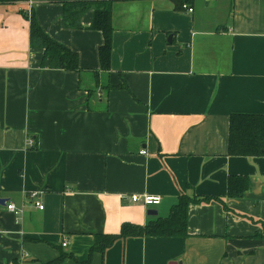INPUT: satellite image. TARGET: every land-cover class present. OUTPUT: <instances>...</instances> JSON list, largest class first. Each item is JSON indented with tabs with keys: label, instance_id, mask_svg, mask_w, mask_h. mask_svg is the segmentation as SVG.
I'll list each match as a JSON object with an SVG mask.
<instances>
[{
	"label": "crops",
	"instance_id": "1",
	"mask_svg": "<svg viewBox=\"0 0 264 264\" xmlns=\"http://www.w3.org/2000/svg\"><path fill=\"white\" fill-rule=\"evenodd\" d=\"M180 2L114 1L108 72L94 9L75 29L63 4H0V264H86L97 237L166 218L183 195L213 199L189 206L186 237L121 238L90 264H264V157L229 154L231 116H264V0ZM33 11L80 71L44 64Z\"/></svg>",
	"mask_w": 264,
	"mask_h": 264
},
{
	"label": "trees",
	"instance_id": "2",
	"mask_svg": "<svg viewBox=\"0 0 264 264\" xmlns=\"http://www.w3.org/2000/svg\"><path fill=\"white\" fill-rule=\"evenodd\" d=\"M30 0H0V4L28 2ZM43 1V0H33ZM51 3H60L65 7L64 21L69 28H81L80 19L91 9L94 17L91 29L101 31L105 37V44L100 50L102 70H111L112 57V6L114 1H83V0H44ZM189 0H181L180 7L187 5ZM31 46L33 49L44 51V64L51 69L65 71H80V60L77 53L50 38L36 20L34 11L31 13L30 24ZM229 154L231 156L264 157V116L241 115L231 116ZM249 189V180L246 177L231 178L228 195L231 198H241ZM213 199L181 196L178 203L172 208L166 218H159L145 227L124 226L120 235H104L97 237L95 245L90 251V264L94 253L102 256L118 240L129 236L134 237H175L187 236L188 210L191 204L210 202ZM217 200V199H216ZM62 259V257H61ZM58 262V261H56ZM48 263V264H55Z\"/></svg>",
	"mask_w": 264,
	"mask_h": 264
},
{
	"label": "built area",
	"instance_id": "3",
	"mask_svg": "<svg viewBox=\"0 0 264 264\" xmlns=\"http://www.w3.org/2000/svg\"><path fill=\"white\" fill-rule=\"evenodd\" d=\"M183 8L185 10H187L191 14L194 12V9L189 7L188 5H184ZM34 145H35L34 140L29 141V146L33 147ZM142 154L146 155L147 153L145 151H143ZM37 197H38L37 193L32 195V198H34L35 205L40 210H43L44 207L38 201ZM131 200H132L133 203L142 204V205H144L147 208H156V207L160 206L161 203H162V198L161 197H157V196H138V195H134V196L131 197ZM7 209H8L9 212L15 214L18 217H20L22 212H23L21 209L17 208L16 205H14V204H9L7 206ZM63 246L66 247L67 243H64ZM28 257L29 256L27 254H23L22 260H21L22 264H35L33 262L28 261L27 260Z\"/></svg>",
	"mask_w": 264,
	"mask_h": 264
},
{
	"label": "water",
	"instance_id": "4",
	"mask_svg": "<svg viewBox=\"0 0 264 264\" xmlns=\"http://www.w3.org/2000/svg\"><path fill=\"white\" fill-rule=\"evenodd\" d=\"M150 215H152V216H156L157 215V212H150Z\"/></svg>",
	"mask_w": 264,
	"mask_h": 264
}]
</instances>
